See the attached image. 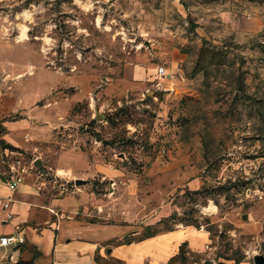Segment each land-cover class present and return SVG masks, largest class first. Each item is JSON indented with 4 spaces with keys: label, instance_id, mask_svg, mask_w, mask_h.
<instances>
[{
    "label": "rangeland",
    "instance_id": "rangeland-1",
    "mask_svg": "<svg viewBox=\"0 0 264 264\" xmlns=\"http://www.w3.org/2000/svg\"><path fill=\"white\" fill-rule=\"evenodd\" d=\"M20 138L44 160L24 181L45 203L73 200L67 214L125 241L207 232L166 264H255L264 0H0V173Z\"/></svg>",
    "mask_w": 264,
    "mask_h": 264
},
{
    "label": "crops",
    "instance_id": "crops-1",
    "mask_svg": "<svg viewBox=\"0 0 264 264\" xmlns=\"http://www.w3.org/2000/svg\"><path fill=\"white\" fill-rule=\"evenodd\" d=\"M4 125L8 132L14 131V125ZM23 131L31 135V124ZM9 141L23 151L30 147L26 145L30 143L25 138ZM0 195L14 198L11 206L14 217L11 220H5L6 210L0 209V226H3L0 235L20 234L25 238L17 246L0 250V264H112V259H121L127 264H166L182 244L190 243L194 249H202L208 239L205 230L192 226L163 230L153 236L130 241L123 239L133 231L126 226V231L105 235L102 231H109L112 225L88 222L67 214L72 206L76 210L73 200L52 197L45 203L38 190L27 181L12 192L1 173ZM190 230L202 233L203 241L195 245L184 241Z\"/></svg>",
    "mask_w": 264,
    "mask_h": 264
},
{
    "label": "built area",
    "instance_id": "built-area-1",
    "mask_svg": "<svg viewBox=\"0 0 264 264\" xmlns=\"http://www.w3.org/2000/svg\"><path fill=\"white\" fill-rule=\"evenodd\" d=\"M158 73L163 75L166 73L165 66H160ZM5 156L7 157L5 163L7 164L6 170L4 173H1L3 180L6 186L14 192L17 190L19 185L24 182L26 175L32 172L34 167H37L35 164V158H27V154L20 149H5ZM38 168V167H37ZM43 173L45 171H39ZM40 175V176H41ZM14 201V198L10 196L0 195V209L6 210L5 220H11L14 217L13 212L11 211V206ZM25 241V238L20 234H3L0 235V250L7 246H17Z\"/></svg>",
    "mask_w": 264,
    "mask_h": 264
},
{
    "label": "water",
    "instance_id": "water-1",
    "mask_svg": "<svg viewBox=\"0 0 264 264\" xmlns=\"http://www.w3.org/2000/svg\"><path fill=\"white\" fill-rule=\"evenodd\" d=\"M35 163L39 166V168L42 170V171H45V168H44V161L42 158H37L35 160ZM87 180L85 178H76L75 179V182L76 184H81V183H85ZM245 217H247L245 215ZM254 261H255V264H264V253H257L254 255ZM205 264H213V261L210 260V259H207L205 260Z\"/></svg>",
    "mask_w": 264,
    "mask_h": 264
},
{
    "label": "trees",
    "instance_id": "trees-1",
    "mask_svg": "<svg viewBox=\"0 0 264 264\" xmlns=\"http://www.w3.org/2000/svg\"><path fill=\"white\" fill-rule=\"evenodd\" d=\"M9 146H11V148L12 149H18V148H16L15 146H13L12 144H9ZM196 192H201V191H199V190H197ZM188 224H195L197 227H200V223H198V222H189ZM171 229H173V228H170V227H168L167 228V230H171ZM158 233V231H152L151 233H149V234H147L146 236H144L143 238H141V239H144V238H147V237H150V236H153V235H155V234H157ZM126 241H130V240H126ZM182 246H184V244H182L181 246H180V249L182 248ZM177 255V254H176ZM176 255H174L170 260H172Z\"/></svg>",
    "mask_w": 264,
    "mask_h": 264
}]
</instances>
